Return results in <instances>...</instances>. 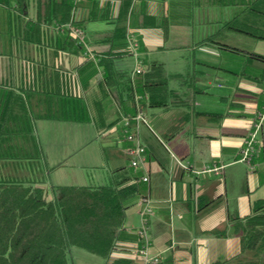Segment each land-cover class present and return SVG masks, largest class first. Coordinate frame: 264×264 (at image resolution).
<instances>
[{"label": "crops", "instance_id": "crops-1", "mask_svg": "<svg viewBox=\"0 0 264 264\" xmlns=\"http://www.w3.org/2000/svg\"><path fill=\"white\" fill-rule=\"evenodd\" d=\"M23 1L28 5L24 14L16 9L18 0H10L11 9L0 3V91L25 87L30 82V69L38 67L39 50L44 44L55 43L46 37L41 45L26 40L25 22L36 19L39 0ZM240 1L85 0L75 14L88 36L89 46L101 54L111 50L103 39L114 30L115 23L89 21L93 3L100 7L109 4L114 21L128 7L127 33L137 37L139 54L146 65L159 62L168 74H195L196 86L205 90L201 95L191 96L194 113L188 107L142 110L148 125H141L139 133L148 162L145 168L134 171L127 155L129 143L123 118L135 115V106L127 104L125 109H120L111 98H105L100 92L103 78L100 70L96 73L90 69L81 75L82 92L92 120L88 124L96 129V141L105 139L111 151L106 162L101 155L107 176L111 178L118 168L128 166L140 182L143 176L149 177L147 183H142L144 194L150 195L154 203L150 253L159 258L160 264H214L235 258L241 243L231 220L247 217L254 204L264 200V120L256 138L254 171L240 158L245 140L255 131L264 108V63L248 57V53L264 56V41H253L241 62L215 43L199 44L235 17ZM230 37L228 33L219 40L229 43ZM129 58L134 63L130 64ZM82 62V57L67 54L63 64L73 69ZM117 63L120 69L131 73L136 67L133 54ZM171 87L177 88V83L172 82ZM10 97L11 94L0 95V114ZM99 102L105 109V126L100 131L94 120ZM205 114H221V117ZM37 121L45 120L35 121L36 133ZM45 161L48 164L46 155ZM242 165L247 171L248 186L244 197L231 190L239 174H245ZM213 169L218 170L207 171ZM139 198L127 211L126 226L131 236L120 242L109 264L139 263L141 240L134 232L141 226Z\"/></svg>", "mask_w": 264, "mask_h": 264}, {"label": "trees", "instance_id": "trees-1", "mask_svg": "<svg viewBox=\"0 0 264 264\" xmlns=\"http://www.w3.org/2000/svg\"><path fill=\"white\" fill-rule=\"evenodd\" d=\"M18 1L16 9L24 14L28 5ZM240 2L235 17L200 45L215 43L222 50L240 54L244 51L220 41V37L235 33L264 41V0ZM0 3L11 9L10 0ZM73 3L38 1L36 19L25 22L26 40L41 45L46 37L55 43L44 44L39 50L38 67L30 69V82L25 87L0 91V95L11 94L0 114V264H69L72 249L84 250L109 264L120 242L131 236L126 226L127 211L135 199L146 194L143 183L128 166L114 171L105 186L50 187L53 197H48L47 177L52 169L46 164L35 121L91 122L82 92L83 73L100 70V92L120 109L127 104L134 105L135 110L138 106L141 110L188 107L194 113L191 96L205 92L196 86L195 74H168L159 62L146 65L144 73L137 76L118 67V60L132 55L127 49L128 7L114 21L109 4L100 7L93 3L88 20L114 22L115 28L103 39L111 50L101 54L93 50L97 61L85 57L86 50L77 45L75 38L59 30L71 20L82 27L75 19L79 7L75 10ZM67 54L82 57L83 62L70 69L63 64ZM248 54L250 59L264 63V56ZM172 82L177 83V88L171 87ZM137 97H141L138 102ZM97 106L94 120L100 131L105 126V109L101 102ZM109 149L102 147L105 162ZM231 221L241 250L235 258L214 264H264V200L256 202L247 217Z\"/></svg>", "mask_w": 264, "mask_h": 264}, {"label": "rangeland", "instance_id": "rangeland-1", "mask_svg": "<svg viewBox=\"0 0 264 264\" xmlns=\"http://www.w3.org/2000/svg\"><path fill=\"white\" fill-rule=\"evenodd\" d=\"M229 44L243 50L234 57L242 61V57L252 47L253 40L247 36L230 34ZM249 41H242V40ZM251 45V46H250ZM130 64L134 63L129 58ZM128 60V61H129ZM37 135L43 143V150L47 157L48 165L56 167L48 175L47 192L51 197L50 187L62 186H105L110 178L107 176L105 163L101 158L102 147L108 145L105 139L96 141L98 134L92 124L37 121ZM260 136L258 137V139ZM109 154L111 151L109 150ZM108 154V155H109ZM84 166L85 168H81ZM243 172L239 179L232 185L236 195L244 197L247 194L246 168L242 165ZM245 175V176H244ZM237 202L233 203L236 204ZM69 264H103V260L81 249H72L68 256Z\"/></svg>", "mask_w": 264, "mask_h": 264}, {"label": "built area", "instance_id": "built-area-1", "mask_svg": "<svg viewBox=\"0 0 264 264\" xmlns=\"http://www.w3.org/2000/svg\"><path fill=\"white\" fill-rule=\"evenodd\" d=\"M85 0H73V4L76 8H78L79 4H81ZM61 32H68L71 36H73L76 40L78 46H81L86 50L85 57L97 61L93 49L88 44V36L86 35L85 30L75 24L72 20L70 23L66 25H62L59 27ZM128 48L131 49L133 56L135 57L136 67L132 72L133 76L141 75L146 70V64L142 60L139 52L140 45L135 34L128 32L127 38ZM264 93V90H263ZM141 99V97H137V101ZM264 120V108L263 112L259 114V121L255 124V131L253 134L245 140V146L241 151V162L248 166L250 171H254V155L256 150V138L261 130L262 122ZM124 132L126 133V140L129 143L127 149L128 159L130 161V168L134 171H138L147 166L146 154L147 149L142 145L140 140L139 128L141 125H148L147 118L144 117L141 108L137 107V113L131 117H124ZM218 169L207 170L217 171ZM143 183H147L149 181V177L143 176L141 178ZM139 207V215L141 218V226L136 230L137 234L141 240V247L138 251V264H160V260L158 257L151 255L150 253V239H149V230H150V217L154 214V203L150 195L141 196L137 202Z\"/></svg>", "mask_w": 264, "mask_h": 264}]
</instances>
